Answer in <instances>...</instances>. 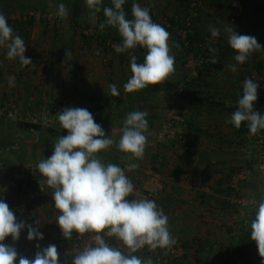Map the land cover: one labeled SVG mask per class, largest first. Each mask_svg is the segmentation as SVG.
<instances>
[{
	"label": "rangeland",
	"instance_id": "374dc122",
	"mask_svg": "<svg viewBox=\"0 0 264 264\" xmlns=\"http://www.w3.org/2000/svg\"><path fill=\"white\" fill-rule=\"evenodd\" d=\"M171 0H137L136 3L139 4L141 7L148 8L149 12L152 13L154 17V22L162 25L164 28L167 26L169 27V22L167 20V17L171 16L170 13H172L168 8H166L167 2ZM193 4L190 6L189 11L193 14L194 17H198L200 19V26H204V29L207 33H211L213 29L219 30V35L217 37H210L209 43L216 42L217 38H220L223 40L226 44H228V33L226 31V28L232 27L238 34L240 35H249L253 36L257 39L258 44L261 46V50H258L254 52L252 55L249 56L247 61L243 64L238 63L234 56L236 53H231L225 57V60L223 62V67L221 70H217V72L212 75L210 78H207L206 85L202 86L200 88H195L194 92H199V97L203 98V102L201 104L192 103L190 99V95L185 96L184 92L182 95L179 94V89L175 90H161L158 88L157 85H149L148 88L136 91L137 93H140V97L138 99L131 100L129 97V92H125L124 98H120L121 106L120 111L116 109V111L112 112L114 114H105V121L102 118L98 117V120H95V122L103 128L105 132L111 133V137L114 141L118 143L120 136L122 135V128H123V121L126 118V115L130 112L134 111H146L148 113V116L146 119L148 120V124H152L149 122L150 120H153L154 117H161L160 119V125L157 126L156 129H147L145 132V135L148 139V144L145 148V153L143 159H130L127 153L121 152L116 144L112 145L109 149L104 150L102 157L100 158L101 161L104 164L113 163L121 168V162L124 164L127 163H136L137 165H141L140 171L138 172L143 173L142 176H140L141 180L136 178L135 181L131 182L135 186V190L140 193V195L143 196L146 193H151L152 197L149 199L154 200L157 204V206H161L159 208L163 209L165 215L174 219H178L180 215L190 217L192 215H197L199 220V223L196 225H187V223H179L177 225H174L169 221V231L172 234V236L176 240V247H181L184 243L181 239L183 232H191L197 233L196 236L204 235L203 228H208V231L215 232L218 234V237L215 239V244H217V248H215L210 255V263L211 264H224V261L226 259L233 257L232 255H240L239 252V239L241 235L245 234V229H240V224L242 222L246 223V221L249 220L251 217V220L254 218L256 208L258 206L259 201L261 198H264V174L259 171L258 163H259V152L258 146H256L255 142V135L249 133H245L242 135H238L237 138H239L238 141V150H239V158L236 160L237 163L232 165H235L234 167V173L233 176L236 174H242V178L239 182V187L241 189L239 190L238 194L235 195L232 193L229 196V203L230 209V217L224 218L222 221L205 225L203 223L207 214L211 216L213 214V210L204 211L202 213V208H196L199 210V212L192 209V196L193 191H188V193L179 192L176 187H172V185L167 188V185L162 184V177L159 178V173H162V171L165 169V166L167 163L169 165H172L167 160V157L162 159L163 163H158L156 158L158 159V156L156 157V154H153V146H150L149 143H156L161 141L162 144H165V142H168L169 144L172 143V141L182 142L179 140H176L173 137L177 138V134H169L167 131L164 130L163 125L166 123V121L170 117L174 116H181V111H188L190 114L195 113V106L200 107V109H203L206 114H209V117L207 118L206 115L203 120V122H206L205 124L203 122L199 123L198 126L203 125H214V123L217 125L216 122H225L227 123L228 119L225 116L226 111L224 107L220 106L218 103H223L224 105H232V103H237L238 97L243 94V82L246 78L252 79L258 84L257 88V94L260 90L264 91V69L259 73V71L256 68L255 62L256 61H264V16L262 18L247 16V18L242 19V22L238 24L237 21H232V15L229 18V21H217L216 18H214L213 15L215 14V10L211 9V7L208 4V0L204 3L201 0H190ZM13 2V4H12ZM1 3V0H0ZM63 3L69 10V14L66 19H62L57 15L58 6ZM8 4L13 5L17 11L13 13V15H10L9 17H13L17 20H23L25 18L26 13L25 11H22L21 9L28 8V7H36L34 10H31V12H40L41 15H53V17L57 16V20L54 18L53 21H48L41 16L35 18H32L33 21L44 24V25H50L51 27L60 28L61 30H64L63 35L72 37L74 34L76 37V41L74 39V42L72 39H70L71 42L76 45L77 48V36L79 37L80 44L78 48L76 49L75 53L73 54L74 57L76 56L79 58L82 63V72L85 71L87 73V79L90 78L91 73H95L97 70V73L100 75L99 77V84L96 85V88L93 87V91L97 90L100 96L101 93L106 92V88L104 87L106 79H110L112 84H115L117 86V89L124 88L125 83L128 81V79L131 77V71H130V64H118L117 58L115 59V56H113V53L105 54V51H103L100 47H98V40L95 37L94 27L96 26V17H93L86 5V0H81L80 6L75 5V0H9ZM1 5V4H0ZM23 6V7H22ZM22 7V8H21ZM0 10H2V7L0 6ZM7 18V17H6ZM60 20V21H59ZM90 22L91 26L87 27L85 26V23L82 24V22ZM28 22V21H27ZM25 22L26 24H29ZM73 26L74 32H68L69 28L66 29V27ZM91 34L92 36H89L88 39L89 44L85 45V41H83L81 35L85 34ZM69 34V35H67ZM181 34V33H180ZM86 35V34H85ZM67 38L64 37L65 43L63 46H68L67 44ZM175 36L171 35L169 39V46L171 48V54L176 58L178 52L175 48ZM70 44V42H69ZM72 45V43L70 44ZM229 45V44H228ZM141 47L137 46L136 49H140ZM146 50V49H144ZM146 53V51H145ZM65 54L61 57L65 58ZM67 58V57H66ZM113 59V66L109 65L110 60ZM196 60V59H195ZM176 61V59H175ZM189 61H191V58L188 57L187 61L184 65H182L181 62H178L175 67L174 74H172L167 80H171L175 83L180 84L179 87H185L187 80H192L194 76L195 69L193 65L189 64ZM198 61V60H197ZM93 64H95L96 70L92 69ZM230 65H235L236 71L233 72ZM65 66V65H64ZM62 67V66H61ZM62 71V72H61ZM61 71L58 73L59 75L62 74L67 77V80L64 79V87L68 82V80L71 78L70 75V68L68 67L66 70L61 68ZM93 71V72H92ZM186 78V79H185ZM119 79V80H118ZM166 80V81H167ZM164 81V83H166ZM61 82V81H60ZM60 84V83H59ZM60 86V85H59ZM178 87V88H179ZM68 88H66L67 90ZM199 89V91H198ZM64 89L65 94L62 96L60 103H54L53 101H45L43 103H48L49 105L53 106L55 104H58L60 106H63L64 108L67 107H75L76 101L78 104H81L76 98L72 97L71 93H68ZM82 91H88L90 90L86 86L82 84ZM128 94V95H127ZM137 100V101H135ZM87 101V100H86ZM119 101V100H118ZM116 101H113V98H111V101L108 105H113V109L115 108ZM74 105V106H73ZM125 110H122L124 109ZM197 108V107H196ZM194 110V112H193ZM15 112H19L18 114L13 112L12 118H4L2 117V120L0 122V125H2L3 129L5 128V124L8 120L17 119L22 116V113L18 109H14ZM180 111V112H179ZM116 116L120 119L117 120ZM190 114L188 116H185V120L190 117ZM198 115V113H197ZM164 116V117H163ZM192 116V115H191ZM24 117V116H22ZM163 117V118H162ZM226 119V121H225ZM184 123V122H183ZM198 123V122H197ZM221 123V124H225ZM121 124L122 128H116L118 125ZM228 125L230 123H227ZM182 126V124H181ZM220 127V126H219ZM214 128L211 129V133L207 134L206 138H209L217 132H221L220 128ZM223 127V126H222ZM45 129H48L47 127H44ZM56 131H58V136H51V134L44 130L41 133L36 132H19V131H12L13 136L15 137V140L11 142L7 147L9 150L3 154L2 150H0V155H3L0 158V200L5 201L10 209L11 203L14 200V215L16 216L17 222L24 221L26 227L21 231L19 240L13 241L9 243V246L14 247L18 252V258L16 261V264H18L19 257H29L31 254L34 253L33 257H29L30 260L35 258V254L37 251H42L44 247H46V242L50 240V244L55 245L57 247V251L59 253V262L62 263L63 261H68V257L66 255H72L75 251L73 249H70L68 246H63L62 248H59L61 244L64 242H55L53 241L57 240L58 236L59 239H61L63 236L57 235L58 233H61V230L56 223L55 219L59 215L58 210L55 208L53 200H52V189L45 186L43 191L39 187H36V191H31L30 195L22 194L20 196H17L15 191L14 183L11 181H8L6 176H14L15 179L22 180L26 182L27 180V170H33L35 173L38 172L37 164L41 159L48 158L52 155L53 152V145L56 139L59 136H66L67 130H63L60 127L59 122H56V124L52 127ZM261 133L264 135V130H260ZM154 132V134H152ZM7 133V132H6ZM167 134V135H166ZM3 135V132L1 136ZM109 135V134H107ZM156 137L154 138V136ZM225 135V134H224ZM171 136V137H169ZM110 137V135H109ZM110 137V138H111ZM205 137V136H204ZM157 139V140H156ZM187 139L184 140V142ZM190 141V140H189ZM189 142L187 141L186 145H188ZM226 144V143H224ZM230 144V142L228 143ZM158 145V144H155ZM161 145V144H160ZM231 145V144H230ZM157 147V146H156ZM227 147V146H226ZM7 150V149H6ZM231 153V152H230ZM229 153V154H230ZM228 154V153H227ZM26 155V158L24 161L21 159L23 156ZM153 157H156L154 160H156V163L152 162ZM127 159V160H124ZM130 160V162H128ZM159 160V159H158ZM188 168L189 172L195 173L196 171L192 170L191 165L195 166L192 162V159H190ZM195 162V160H194ZM192 163V164H191ZM191 164V165H190ZM187 168V169H188ZM183 169V167H182ZM136 170V169H135ZM231 170V173L233 172ZM167 173V170L164 171ZM148 173V174H147ZM135 176V175H133ZM152 179H154L160 186V189L154 190L153 186L150 184L153 183ZM158 180V182H157ZM245 183H249V187L245 186ZM199 180H196L195 187H198ZM147 187V188H146ZM165 188V189H164ZM210 188V187H208ZM163 189V190H161ZM212 193V191H210ZM147 195V194H146ZM172 195H176L179 197V199H184L186 196L188 198L186 204H188L187 209H181L178 208L177 204H180L182 200H180L176 205L175 202L168 201V197ZM30 196V197H29ZM17 197V200H16ZM173 197V196H172ZM184 197V198H183ZM192 197V198H191ZM231 197V198H230ZM129 198V197H128ZM140 198V197H139ZM232 199L234 201L236 200H243L246 202V206H242L236 202L232 203ZM160 201V203H159ZM170 202V203H169ZM253 202V204H252ZM184 203V202H182ZM198 204V203H197ZM200 204H202L200 202ZM199 204V205H200ZM185 205V204H184ZM23 206L29 207V213L26 217H23L22 208L19 210V207ZM19 210V212H18ZM179 210L180 215L176 214ZM184 210V211H182ZM203 214V216H202ZM211 214V215H210ZM51 217L54 218L53 221H51ZM178 217V218H177ZM183 219V218H182ZM182 219L179 218V220L182 221ZM39 220L40 223L37 225L36 221ZM208 224V222H206ZM27 225H32L33 227H36L39 232L43 234V239H34L32 241H29L27 239ZM188 228V229H186ZM229 228L235 229L233 232L234 234L229 233ZM245 228V227H244ZM46 231V232H45ZM54 233V234H52ZM52 234V235H51ZM176 235V237H175ZM51 236V239H49ZM48 237V238H47ZM82 240H85L86 243L89 242L90 234H84L83 236H80ZM201 237V236H200ZM86 238V239H85ZM183 242V243H182ZM37 244L39 245V248H37ZM66 244V243H65ZM122 245L119 247L121 250L125 247L122 243ZM41 247V248H40ZM83 248V247H82ZM76 253V252H75ZM144 259L151 258L153 261V264H166L172 262L174 257L171 255L170 251L167 249H156V250H149L147 246H145L143 249L139 250V252ZM72 260L74 257H70ZM188 260H184V264H200L198 263L193 257H188ZM183 259V258H182ZM239 261V260H238ZM59 263V264H60Z\"/></svg>",
	"mask_w": 264,
	"mask_h": 264
},
{
	"label": "clouds",
	"instance_id": "9594fccd",
	"mask_svg": "<svg viewBox=\"0 0 264 264\" xmlns=\"http://www.w3.org/2000/svg\"><path fill=\"white\" fill-rule=\"evenodd\" d=\"M103 0H86L90 14L95 17L101 11ZM111 7H103L105 22L99 25L116 28L122 43L114 45L117 53H123L137 46L146 49L142 63L131 55V77L124 85L132 93L166 81L175 71V58L169 46L170 33L155 23L149 9L133 3L132 19L126 18L123 5L125 0H111ZM69 14L64 4L58 6L57 15L66 19ZM228 44L235 51L234 59L243 64L250 55L261 50L257 39L240 35L232 27L226 28ZM212 37L219 35L218 29L211 31ZM0 47L7 49L8 59H19L20 65L32 64L25 57L26 45L20 35L14 34L6 16L0 13ZM66 56L70 52H66ZM215 63L216 60L211 61ZM233 72L235 65L229 66ZM11 80V78H10ZM110 94L118 96L115 84L109 86ZM258 84L246 78L243 94L238 99L237 110L227 121L239 129L248 122L251 134L264 130V115L254 110L257 101ZM60 127L67 130L66 136H59L53 145L52 155L41 159L37 168L43 179L39 180L41 190L52 189V200L59 215L56 218L65 239L90 234L89 242L74 254L72 264H153L151 258L142 259L134 253L143 249H167L176 243L169 231V218L154 200L140 197L129 200L135 186L120 166L104 164L98 154L116 144L118 149L130 154V159H143L148 144L145 132L148 129L146 111H134L123 121L122 135L118 143L94 120L86 108L67 107L56 114ZM138 167L132 163L128 170ZM39 220L36 221L38 225ZM26 227L24 221L17 222L9 205L0 200V264H16L17 250L4 243L7 237L19 240ZM105 237L115 238L127 248V254L119 247L106 242ZM250 238L256 243L258 254L264 258V198L258 203L254 218L250 222ZM27 239H43L36 227L27 225ZM39 248V245L36 246ZM18 264H59V253L55 245L37 251L34 259L19 257Z\"/></svg>",
	"mask_w": 264,
	"mask_h": 264
},
{
	"label": "crops",
	"instance_id": "0c3cea01",
	"mask_svg": "<svg viewBox=\"0 0 264 264\" xmlns=\"http://www.w3.org/2000/svg\"><path fill=\"white\" fill-rule=\"evenodd\" d=\"M12 28L14 34L20 35L21 38L24 40L26 45V52L24 55L26 58H30L32 64L22 67L20 65L18 58L8 59L6 55L7 49L4 47H0V108H5L8 109L9 111L11 110L14 111V109H18L22 113V115H25L29 111L38 109L43 104V102L47 100L53 101L54 103L62 102L60 98H62V96L65 94L64 89L66 90V88H68L66 90L68 93L72 91L71 93L72 97L76 98L79 102L81 101L80 102L81 104H78L76 101L75 107L86 108L88 111H90L93 114L95 120H98L97 118L100 117L98 110V101H97L98 99L111 97L113 98V101L114 100L116 101L115 103H117L119 100L121 106L122 100H120V98L125 99L126 95L124 93L126 91L124 90V88H120L118 89L119 95L112 96L110 94V90L108 87L110 84H112L110 79L108 80L106 79V81L103 80V82L105 83L104 87L107 89L105 93L103 92L99 96L97 90L100 89H97L95 91L92 90L93 87L96 88V85L99 84L100 75L97 73V70L94 69L95 64H93L92 69L96 70V72L91 73L90 78L87 79V75H86L87 73H85V71L82 72V67H81L82 61L76 56L74 57L73 55L80 44L78 36H77L78 45L76 48V45H74L73 43L74 39L76 41V38H74L76 36L74 34L72 35V37H70L69 34H67L69 36H64L63 35L64 30H61L58 27L54 29L51 26L40 24L33 21L29 24H24L21 26H12ZM66 29L69 30L68 31L69 33L74 32L72 25L70 27H66ZM64 37L67 38L66 40L68 46H63V44L65 43ZM70 39H72L73 42H71ZM69 42L70 44L72 43V45H70ZM68 51L70 52V55L65 56V58L61 57L62 55L66 54V52ZM61 66L65 70L68 67L70 68L69 72L71 78L68 80L69 84L67 83L65 87H64V80L66 81L67 77L63 75V79H64L63 80L62 74L60 75L58 74L61 71L62 68ZM82 84L87 88H89L90 90L82 91L81 90ZM235 105L236 103L233 102L231 106H235ZM122 110H125V108ZM194 110L195 113H191V114L189 113L190 117L187 119L194 120L195 127L208 129L211 133L212 131L211 129L214 128L217 129L220 126L219 127L220 129L218 130H220L221 132L218 131L217 134L209 138H206L207 135H198V136L187 137V140L185 142L172 141V143L170 144L168 142L162 144L161 141L160 143L156 141V143L153 142V144L152 143L149 144H151L150 146H153V154H156V157L158 156L159 160L156 158L158 163L159 162L163 163L162 159L165 156V158L167 157V160L169 159L170 163L172 164L169 165L167 163L166 165H164L165 169L162 171V173L158 172L160 174L159 178L160 177L163 178L161 179L162 184L167 185L166 186L167 188H169L172 185V187L178 188L177 190L179 192L188 193L189 190L193 191L194 193L192 196L193 198L191 197L193 199L191 205L194 212L195 211L199 212V210L196 209L199 207L202 208L201 210L202 213L204 211L206 212L211 209L213 210V214L212 215L210 214L211 216L207 214L206 220L203 217L204 219L203 223L209 226L210 224H214L222 221L225 217L226 218L230 217V213H229L230 209L227 206L228 204H230L229 196L221 194L219 190L220 188L225 189L226 185L224 183V179H226L227 176L233 175L234 173L233 170L235 165H232V163L233 164L237 163L236 160L239 158L238 156L239 138H237L238 137L237 133L232 130L231 123L228 125L227 123L220 121V122H216L218 123L217 125L214 123V125H210V126L207 124L201 127L198 126V124H201L199 123V120L200 122H203V120L201 119L204 118L205 115L208 118L209 114H206L204 110L200 109V107L198 106H195ZM226 113L227 114H225V116L229 120L230 114L228 112ZM102 119L104 121L106 120L105 118ZM119 119L120 118H117V120ZM160 119L161 117L160 118L154 117L153 120L149 121L152 123V124H148L149 131L150 129L152 130L156 129L157 126L160 125ZM203 123L205 124L206 122ZM221 123H225V124H221ZM118 127L122 128L121 124L118 125L116 128ZM152 134H154V132ZM109 135L111 137V133H109ZM155 137L156 135L154 136V138ZM187 141L189 142L188 145H186ZM229 142L231 145L228 144ZM128 156L130 157V154H128ZM154 159L155 158L153 157L152 160L154 161V163H156L157 161ZM190 159H192V162L195 165L192 166L191 163L190 168L196 171L195 173L189 172L188 164L189 162H191L189 161ZM128 162H130V160H128ZM126 164L129 165L130 163L126 162ZM140 167L141 165L139 164L136 170L134 171V173H132V175H135L137 177L142 176L143 173L138 172V170L139 171L141 170ZM122 169L125 170V173L128 171L125 168ZM166 170L167 173L164 172ZM231 170L233 171L232 173ZM126 175L129 176L128 173H126ZM196 180H199L200 184L206 187H210L211 188L210 191H212V193L204 192L202 189L195 187ZM152 181L153 183L150 185L153 186V189L154 190L160 189L159 184L155 183L156 181L154 179H152ZM245 184H246L245 186L249 187V183H245ZM199 191L206 195L205 198L206 200L202 201L201 202L202 204H200V201L197 200V195L200 194ZM172 196L170 195L167 200L173 202V200L179 199V197L176 195H172ZM180 200L182 201L180 202V204H177L178 206L176 205V203L174 204L178 208L187 209L188 206V204H186L188 200L187 196L184 199L180 198L179 201ZM179 212L180 211L178 210L176 214L180 215ZM179 218L180 219L183 218L182 221L179 220ZM179 218L174 219L173 221V218L169 217V221L174 225H177L179 223H184V224L187 223L186 226L196 225L199 223V220H197L198 216L196 214L192 215L190 219L189 217L183 215H180ZM53 220L54 218L51 217V221ZM206 222H208V224H206ZM208 228H203L204 230L203 237L202 235H200L201 237L200 236L198 237L204 240L205 244H209L210 246H213L215 249L217 248V244H215V239L216 237H218V234L215 232L208 231ZM57 235L63 236L62 232L58 233ZM196 235L197 233L192 234L191 232H183L181 240L183 242H187L188 240H191L192 238L196 237ZM49 239H51V236ZM58 240H59V236L57 240L53 241V243L55 244V242H57ZM108 243L114 247L122 246L120 245V243L122 242L118 240L115 241L109 240ZM49 245H52L50 244V240L46 242V247ZM63 246L69 247V244L62 243L59 248H62ZM122 249H123L122 251L125 252V254H127L128 251L127 248L123 247ZM77 250L78 249L76 248L73 249V251L75 252ZM75 252L73 253V256L72 255H66V256L74 257ZM139 254L137 253V255ZM67 263H68L67 261L66 262L63 261L60 264H67Z\"/></svg>",
	"mask_w": 264,
	"mask_h": 264
},
{
	"label": "trees",
	"instance_id": "16d2710c",
	"mask_svg": "<svg viewBox=\"0 0 264 264\" xmlns=\"http://www.w3.org/2000/svg\"><path fill=\"white\" fill-rule=\"evenodd\" d=\"M9 0H1V7L2 10H0V13H3L7 17V21L10 27L12 26H21L25 24L24 20H17L13 19V17H9L10 15H13L14 12L17 11V9L13 6L8 4ZM15 1V0H12ZM137 0H125V4L123 5L124 11L126 13V18L132 19L131 15V8L133 3H136ZM204 3L206 0H201ZM13 4V2H12ZM63 4V3H61ZM81 0H75V5L80 6ZM137 4V3H136ZM193 3L190 0H171L167 2L166 8H168L172 13L171 16L167 17V20L169 22V27H165V29L170 33L171 35L175 36V48L178 52L176 56V61L174 66L178 62H181L182 65L185 64L188 57H190L192 54L193 56L200 60V65L197 66V76L193 77L192 80H187L186 86L183 87V92L185 94L184 98L188 95H190V101L192 103H201L203 102V98L199 97V92H194L195 88H200L202 86L206 85L207 78H210L212 75H214L217 70H221L223 67V62L225 60V57L231 53H234L235 51L230 47V45L226 44L223 40L220 38H217V41L209 43V38L212 37L211 33H207L204 29V26H200V18L194 17L192 13H190L189 8ZM208 4L211 7V9L215 10V14L213 15L214 18H216L217 21H229V18L231 17L232 11L236 8V6H241V13L239 16H236V21L239 23L242 22V19L247 18V16L259 17L262 18L264 16V0H208ZM111 7V0H103L101 11L95 15L96 17V26L94 27L95 37L98 40L97 44L98 47H100L103 51H105V54L113 53V56H115V59L117 58L118 64H130L131 55H135L137 58V63H142L145 56L144 48L140 49H132L123 53H117L114 49V45H118L122 43V38L119 35V32L116 28H113L111 26H106L103 31L100 30L99 25L103 22H105V17L103 14V7ZM23 7V6H22ZM21 7V8H22ZM36 7H28V8H22V11H25L26 15L28 16V22H33V19H30V12L31 10H34ZM152 20H154V17L152 13H150ZM85 23V26L89 27L91 26L90 22H82V24ZM50 26V25H48ZM181 33V34H180ZM83 41H85V45L89 44L88 39L89 36L82 34L81 35ZM215 59L216 62L212 63L211 61ZM114 62L113 59L110 60L109 65L113 66ZM256 68L261 73V71L264 69V61H256L255 62ZM174 74V73H173ZM132 75V74H131ZM186 79V78H185ZM151 86V85H150ZM159 89L161 90H175L178 89L180 86L179 82L175 83L171 80H167L166 83H161L157 85ZM148 88V87H147ZM199 91V89H198ZM129 97L131 100H134L135 98L138 99L140 97V93L132 92L129 93ZM241 97V95H240ZM238 97V98H240ZM187 98V97H186ZM238 100V99H237ZM98 110H99V118H105V114H114L112 112L120 109V102L118 101L115 105V108L113 109V105H108L111 101V97L108 98H102L98 99ZM137 101V100H135ZM220 106L224 107L225 111L230 114V117L234 111L237 110L238 104L236 103L235 106L231 105H224L223 103H218ZM58 105V104H56ZM254 110L264 115V91L260 90L258 92L257 101L254 103ZM115 117L119 118L116 116ZM98 119V118H97ZM3 121L2 117H0V122ZM232 130L237 133V135H242L245 133H249L248 128V122H243L241 127L239 129L235 128L233 124H231ZM183 128V139H177L179 141L184 142L187 137L190 136H198V135H207L210 134V131L208 129L195 127L194 120L186 119L184 124L182 125ZM19 131V132H36L41 133L44 130H47L51 136H58V131H56L54 128L50 127L48 129H45L42 125L33 124L25 121H12L8 120L5 124V128L3 129L2 125H0V150L4 152L5 154L9 148L7 147L11 142L15 140V137L13 136L12 131ZM3 132V135L1 136ZM7 132V133H6ZM105 132V131H104ZM109 134L108 132H105V135ZM7 149V150H6ZM105 151H101L98 156L99 158L102 157L103 153ZM3 155H0V158ZM26 158V155L23 156L21 159L24 161ZM156 158V157H154ZM154 163V161L152 160ZM122 167L128 170V164H124L121 162ZM164 166V164H163ZM135 169L128 170L126 173H128V177L130 180L135 181L136 178L140 179V176H133L132 173H134ZM11 175V174H10ZM7 175L6 178L8 181H11L14 183L15 186V193L17 196H20L22 194L30 195L31 191H36V187H39V190L41 189L39 186L38 181L43 179L40 172L38 171L35 173L33 170L30 169L27 170V180L26 182L15 179L14 176ZM233 175L227 176L226 179H224V183L226 185L225 189L220 188L219 192L221 194H224L226 196H230L234 191L232 188V180ZM239 186V184H238ZM202 187H206L202 185ZM241 189V187H239ZM201 189V188H200ZM211 189V188H210ZM197 195V200L202 202L205 201L206 195L204 193H201ZM30 197V196H29ZM133 194L129 196V200L133 199ZM17 200V197H16ZM173 202L178 203L179 199L173 200ZM14 200L11 203V209L15 210L14 207ZM227 206L230 207V204ZM22 210L23 217H26L29 213V207H19V210ZM18 210V212H19ZM252 217V216H251ZM251 217L250 221H251ZM245 227V228H244ZM240 229H245V234L240 236L239 239V252L240 255H232L233 257H230L224 261V264H264V258H261L258 254L256 243L251 240L250 238V223L249 220L246 221V223L242 222L240 224ZM235 229L229 228V233L234 234L233 232ZM63 243H68L70 249H82L83 246H85L87 243L85 240L79 239V235L77 233H73L72 238L67 240L64 237L59 239L57 242L60 243V241ZM106 242H109V240L115 241L116 239L113 238H105ZM12 242V238L9 236L4 241L5 244L9 245V243ZM181 248L184 251L183 256L174 258L172 262L166 263V264H184V260H188L189 256L193 257L198 263L200 264H211L210 263V255L212 254L214 247L210 246L209 244H205L204 240L200 239V237L196 236L192 238L191 240H188L187 242H184L181 246ZM138 251L134 253V255L141 257V254L137 255ZM34 253L31 254L29 257H33ZM29 257H26L30 259ZM183 258V259H182ZM144 259V258H142ZM239 260V261H238ZM72 259L68 257V263L72 264Z\"/></svg>",
	"mask_w": 264,
	"mask_h": 264
},
{
	"label": "built area",
	"instance_id": "2783aa9c",
	"mask_svg": "<svg viewBox=\"0 0 264 264\" xmlns=\"http://www.w3.org/2000/svg\"><path fill=\"white\" fill-rule=\"evenodd\" d=\"M241 9H242L241 6L237 5L236 8L234 9V11H232V13H231L232 21H236V16L240 15ZM29 16H30V19H32V18L36 19L37 17L41 16L42 18H44L50 22L53 21L52 20L53 18L55 20H57V16L53 17V15H47V14L41 15L40 12H30ZM13 19H15V18H13ZM23 20L25 22H27L29 20L28 16H25V18H23ZM85 34L87 36H92L91 34H87L86 32H85ZM189 58H191V61H189V64L193 65V67L195 69L194 76H197V66H199L201 62H200V60L196 59L193 56V54ZM178 89H179V94L182 95L183 87H179ZM63 109H65V108L63 106H60V105L55 104V105L51 106L48 103H43L38 109L29 111L25 115H22L24 117L21 116L17 119H13V120L14 121H25V122L38 124V125H42L43 127L50 128V127H53L56 124V122H59L56 114L59 113L60 111H62ZM13 112H15V111H12V110L9 111L8 109L0 108V117L12 118ZM15 113L18 114L19 112H15ZM180 113L182 114L181 116L170 117L166 121V123L163 125V128L165 131H167L168 133L171 131L169 134H177V138L173 137L176 140L177 139H183V137H184L183 136V128H182L181 124L183 125L184 124L183 122H185L184 117L189 115V112L186 110L181 111ZM169 137H171V136H169ZM254 138H255V142L257 144L256 146L259 147L258 151H260L259 152L258 168H259V171L264 174V135H263V133H261V131H258L257 134H255ZM242 176H243L242 174H236L233 177V180H232V188L234 191L233 192V194H234L233 198L235 197L236 194H238V192L240 190L238 184H239ZM197 188H201L204 192H210V188L202 187V184H200V183H199ZM146 194L145 195L143 194V196H142V195H140V193L138 191L135 190L133 193V196H134L133 199H137L139 197H145V198L149 199L150 197H152L151 193H146ZM234 202H236V203H238L244 207L246 206V202H244L243 200H237V201L235 200L234 201V199H232V203H234ZM252 204H253V202H252ZM79 239H82V238L79 236ZM169 251L174 258L181 257L184 254V251L181 247H176V243L171 247V249Z\"/></svg>",
	"mask_w": 264,
	"mask_h": 264
}]
</instances>
